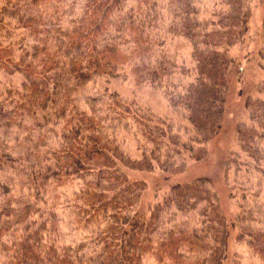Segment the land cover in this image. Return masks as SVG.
<instances>
[{
	"label": "trees",
	"instance_id": "1",
	"mask_svg": "<svg viewBox=\"0 0 264 264\" xmlns=\"http://www.w3.org/2000/svg\"><path fill=\"white\" fill-rule=\"evenodd\" d=\"M250 3L0 0V264H227L232 229L264 264V205L251 187L264 181V81L245 100L231 220L207 179L146 201L147 183L132 178L176 176L208 156ZM171 36L192 47L190 66ZM258 59L264 70V34ZM131 77L162 91L173 116L112 87ZM63 209L83 240H65Z\"/></svg>",
	"mask_w": 264,
	"mask_h": 264
},
{
	"label": "rangeland",
	"instance_id": "2",
	"mask_svg": "<svg viewBox=\"0 0 264 264\" xmlns=\"http://www.w3.org/2000/svg\"><path fill=\"white\" fill-rule=\"evenodd\" d=\"M263 34L264 0H251L249 33L244 43L232 51L236 62L229 77L226 115L220 132L209 146L208 156L200 162L189 163L186 170L176 176H168L159 171L154 173L135 172L132 178L142 180L148 185L145 193L146 201H153L156 192L159 191V194H162L163 190L172 184L203 178L207 179L212 189L219 194L220 205L226 216L231 220L235 215L237 204L231 198L232 187L238 182L237 179L243 180V172L236 173V164L246 161V155L240 151L238 132L241 124L247 119L245 100L250 95H257V85L264 81V70L259 66L258 59ZM168 39L169 50L178 63L190 66L192 47L182 38L171 36ZM2 77V79L8 80L3 74ZM112 87L120 91L124 97L130 100L135 99L142 107L151 109L159 116H173L164 93L153 89L148 84L138 87L131 77L128 82L114 83ZM128 146L133 157H136L138 154L135 143L129 141ZM262 183L257 187L252 184L251 187L254 191L252 193L261 192L259 201L264 205V181ZM249 187L250 183L244 184L238 187L239 191H237L240 193L243 188L248 189ZM69 197L67 196L66 201ZM62 215L64 218L62 231L65 240L68 243L83 240L84 234L76 228L68 211L63 209ZM236 233L237 230L232 229L227 264H262L247 244L237 240ZM148 263L162 264L152 258L148 259Z\"/></svg>",
	"mask_w": 264,
	"mask_h": 264
}]
</instances>
